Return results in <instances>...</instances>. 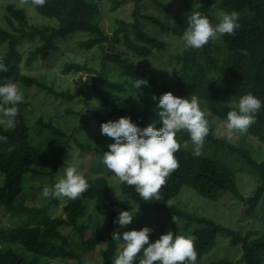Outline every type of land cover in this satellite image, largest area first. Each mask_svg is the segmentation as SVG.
<instances>
[{"label": "trees", "instance_id": "16d2710c", "mask_svg": "<svg viewBox=\"0 0 264 264\" xmlns=\"http://www.w3.org/2000/svg\"><path fill=\"white\" fill-rule=\"evenodd\" d=\"M13 1L4 5V0H0L6 22V26H0V48H7L0 54V60L8 69L0 72V80L11 78L16 82L24 101L18 105L15 127H0V135L8 138L6 144H0V204L23 219L19 225L0 226V264H41L44 257L48 264H53V260L84 264V260L97 257L99 264H111L119 244L112 239V233L119 231L122 235L145 226L153 229L150 242L168 230L184 234L180 229H190L197 253L196 264L216 248L214 252L218 254L212 255L207 263L235 264L228 256H219L226 243L224 237L229 239L228 253L232 252L230 244L239 246L243 264H264V219L259 216L264 217V162L254 156L256 149L247 143V138L252 137L264 144V112L237 142L218 136L215 131L217 122L224 123L226 113L235 107L225 103L224 98L238 101L240 96L251 92L264 101V0H216V3L195 0L194 4L185 3L184 10L177 13L165 1L153 0L162 10L161 14L137 6L131 19H117L112 35L103 28L101 3L110 2V10L115 11L128 0H47L43 7H32L44 17L42 24L31 21L25 6H30V0L25 5L21 0ZM217 10L239 12L241 27L235 35L209 41L201 49L171 51L167 61L164 55L169 47L167 39L182 37L188 16L198 11L215 24ZM148 24L158 27V34L152 33ZM78 33L82 36L77 42L79 50H101L84 63H66V74L88 73L87 90L58 91L54 85L27 72L49 61L59 51L61 40L71 39ZM25 43L29 44L27 50L21 48ZM94 61L101 69L89 66ZM138 78L147 80V86L135 88L133 82ZM165 92L184 98L191 94L198 96L209 132L200 156L192 154L189 134L177 133L176 139L182 145L175 154L179 166L160 189L159 201H142L134 187L122 184V194L139 205L142 216H135L131 224L120 227L113 221L121 211L129 210L126 202L113 194L107 176L86 172L84 168L90 167L97 156L108 151L107 145L114 142L101 134L102 123L130 117L141 128L158 124L155 111L158 101L153 96ZM48 98L58 115L65 109L66 114L76 115L77 120L81 115L86 116L79 135L68 137L56 121V114L49 118L38 115L33 119ZM76 98L83 99L86 108L77 111L63 102ZM50 137L51 145L46 146L44 141ZM73 146H77L78 169L86 176L89 189L77 200L37 197L34 198L37 205L30 204L23 191L26 176L29 174L31 180H27L31 182L33 194H39L43 186L53 185L62 174L67 165L65 157ZM206 148L228 151L238 155L240 163L249 164V171L259 184L254 193L247 196L240 189L237 175L244 173L241 168L238 171L228 159L206 153ZM185 187L205 203L232 196L233 205L242 206L240 222L235 228L229 227L179 205L175 199L182 192L190 191L184 190ZM169 201L171 207L167 205ZM60 206L62 212L56 215ZM159 213L186 224L171 228L152 223L150 220ZM163 217L167 218L164 214ZM193 223L197 225L191 229ZM103 242L105 246L99 248Z\"/></svg>", "mask_w": 264, "mask_h": 264}, {"label": "clouds", "instance_id": "9594fccd", "mask_svg": "<svg viewBox=\"0 0 264 264\" xmlns=\"http://www.w3.org/2000/svg\"><path fill=\"white\" fill-rule=\"evenodd\" d=\"M46 2L30 0V6L39 8ZM21 3L27 4L29 0H21ZM216 17L218 22L213 24L207 16L198 11L192 12L181 38L184 48L201 49L209 41L235 35L241 27L237 11L217 10ZM7 71L6 65L0 60V72ZM147 83V80L138 78L133 86L140 89ZM153 99L158 101L155 108L159 116L158 124L152 123L141 128L130 117H120L101 124V134L114 141L107 145L108 151L103 152L101 163L120 183L134 187L145 202L160 200V189L179 166L175 154L182 145L176 139L177 133L186 131L193 145L192 154L200 156L209 132L206 113L200 107L198 96L191 94L184 98L165 92L158 97L153 96ZM23 101V93L16 82L11 78L0 80V127H15L18 105ZM231 103H235V107L226 113L224 122V131L229 139L234 133H247L250 126L257 122L258 115L264 112V101L251 92ZM7 140L6 136L0 135V144H6ZM89 187L86 176L76 166L68 164L53 185L43 186L39 199L77 200ZM167 205L171 207V201ZM137 211H121L113 223L125 227L132 223ZM173 221L177 223L175 217ZM152 232L153 229L148 226L125 231L122 235L119 231L113 232L112 239L121 242V247L112 264H196L197 253L191 236L168 230L150 242Z\"/></svg>", "mask_w": 264, "mask_h": 264}, {"label": "rangeland", "instance_id": "374dc122", "mask_svg": "<svg viewBox=\"0 0 264 264\" xmlns=\"http://www.w3.org/2000/svg\"><path fill=\"white\" fill-rule=\"evenodd\" d=\"M162 1H165L170 7L174 8L176 13L184 10L185 3H189V4L195 3L194 2L195 0H162ZM10 2H14V1L13 0H4V5L8 4ZM15 3L18 6H22V4L19 2H15ZM154 3L155 2L153 0H138V1L137 0H128L127 2H125V4L123 6H119V8H117L115 11L114 10L111 11L110 10L111 3L108 1H105V3H104V1H103L101 3V5L103 4V6H104V11H103L104 15H103L102 25H103L105 32L112 35L114 32L115 26H116L117 19L121 18V17H123L125 19H127V18L131 19L132 18L131 13L133 12V10L137 6H140L142 9H149L150 11L155 12L158 15L161 14L162 10L158 9L157 6H155L156 4H154ZM25 6L28 7L27 11H28V14L31 18V21H33L34 23H37V24L45 23L44 17H42L38 12L36 13L32 7L27 6V5H25ZM4 12H5L4 8L3 7L0 8V26H6V22H5L4 17H3ZM148 25H149V30H151L152 33H154V32L157 33V31L160 30L158 27H155L152 24H148ZM79 34H81V33H78L77 36L72 37L71 39L61 40L59 51L53 57H51V59L49 61H45L42 64L36 65L33 68H31L30 70H27V72H29L32 75L40 78L41 80L45 81L49 85H54L58 91H65L67 89H71L72 92H77L81 89L87 90L86 81L88 82V80H89L88 73H86V72H84V73L70 72L67 74L64 73V69L66 67L67 62L76 61V62L84 63V62H86V59L88 57L91 58L93 56V54H99V52H101V50H97V49L92 50L91 52H83V51L79 50L78 46H77V42H79L80 39L82 38V36H80ZM160 35H161V33H160ZM162 36H163V34H162ZM167 38H168V36H166V39ZM181 38L182 37H174V38L167 39L169 47H168L167 51L164 52V55H166L167 61L169 60V53L171 51L177 52V51L183 50L184 46H183V41ZM28 47H29V44H26V43L21 46V48L23 50H27ZM6 50H7V48H5V47L0 48V54H4L6 52ZM106 50H107V48H106ZM97 60H99V58H97ZM88 64L91 67H98V69H101V66L99 65V63L97 61L89 62ZM113 72H115V71L112 70V73ZM118 72L119 71H117V68H116V74H118ZM84 96L85 95L83 94V97ZM223 101L225 103L229 104L230 101L235 102L237 100L235 98H232V97H226L223 99ZM63 102L65 103L66 106L72 105L71 107L77 111L81 110L83 108H86L84 100L80 99V98H76L73 101L64 100ZM231 105L235 106V103H231ZM55 114L57 115L56 121L60 124L62 129L67 133L68 137H70L71 135H79V132H80L79 130L83 127V125L86 124L85 123V117L86 116L81 115V117H79V120H77V119H75L76 115L66 114L65 109H64V111H61V114L58 115L56 113V110L54 109V105H52L51 99H49V98L47 100V103L45 102L44 104H42L41 108H39L37 110L36 114L33 116V119H35L38 115H44L45 117L49 118L50 116H53ZM215 131H216L218 136H226L225 131H224V123L222 121L217 122ZM38 135L41 137L42 133L39 132ZM240 136H241L240 133H238V132L234 133L231 137V140L234 142H237L240 139ZM51 140H53V139H51V137L46 139V141H44V144L46 146H50ZM247 143H251V145L256 149L254 152V156H256L260 162H264V144L261 143L260 141H258L256 138H252V137L247 138ZM47 148L49 150H51L52 147H47ZM205 152L206 153L210 152L211 154H214L216 156L228 159L233 164L235 169H237L238 171H240V168H241V171L242 172L244 171V173H240V175H237V180H238V184L240 186V189L247 196L254 193V191L256 190V188L259 184L251 175V173L249 171L250 167L248 166L249 164L240 163L241 159L239 158V156L236 154H232L228 151L216 152L213 149L209 150V148H206ZM77 155H78L77 146H73L71 148V152L69 153V155L65 157V161L67 164L66 166H68V164H72L78 168ZM102 157H103V155L97 156L93 160L92 165L90 167L85 166L84 170L86 172L88 171V172H91L93 174H102V175L107 176L109 178L110 183H111L113 194L120 197V199H122L126 202V205L128 206L129 211L131 209L133 211L138 210L136 212L135 216L141 217L142 214H141V210L139 208V205L136 204L135 202L134 203L131 202L130 200H128L124 197V195L121 192L122 183H120L116 179L114 174L111 171H109L105 165H103L101 163ZM27 179L31 180L29 177V174L25 178L23 191L27 195V198H28V201L30 202V204H32L33 202L36 203L38 201L35 200L34 198L39 197V194H33L31 182H29ZM45 179L49 180V178H45ZM185 189L190 190V191L182 192L175 199V202L179 203V205L186 207L187 209H189L192 212H198L201 215H207L209 217H212V218L218 220L219 222H221V223H223L229 227L235 228L237 226V223L240 222V219L242 217L241 216L242 206L240 208L234 206L233 204H235L234 203L235 201L233 200L232 196L225 195L218 202H215V203H208L207 202V203H205L200 199L202 197L197 195L199 197L198 198L192 194V192L194 194H196L193 190H191L187 187H185L184 190ZM35 203H33V204H35ZM36 205H37V203H36ZM61 212H62V208L60 206V207H58V209H56L55 214L60 215ZM163 214L166 215L167 218H164ZM259 216L264 219L263 216H261V215H259ZM22 219H23V217H21L19 215H13L10 211L6 210L0 204V226L8 227V226H14L17 224L19 225V224H22ZM162 219L165 221L163 222ZM150 221L154 224H160L161 226L166 225V226H169L171 228H175V227L182 228V226L186 224L185 221L182 223L177 222L175 224L173 221V216L167 215L165 213H159V214L155 215ZM196 225L197 224L193 223L190 226V228L192 229ZM180 230L182 231V233L184 232L185 235L191 236V230L190 229L189 230L184 229V231L182 229H180ZM224 238L226 239V243H224L223 247H221V250L219 252V256L220 257L228 256L227 258L228 259L230 258V260L234 261L235 264H243L241 262L242 252H241V249H239V246H233L232 244H230L232 247V252L228 253V250L230 251V247L228 246L229 245V239L226 237H224ZM118 243H119L118 244V249H119L121 247V242H118ZM103 246H105L104 242L99 245V248H101ZM216 247H218V245ZM20 250L22 251L21 248H20ZM214 251H212L208 255H206L203 258L204 261H200V262H198V264H209L207 262L210 260L212 255L218 254ZM117 253H118V251H117ZM117 253H116V255H117ZM113 259H112V262H113ZM99 261H100L99 257L88 258V259L84 260V264H99ZM48 262H49L48 259L45 257L41 260V264H48ZM112 262H111V264H112ZM53 264H64V263H61L58 260H53Z\"/></svg>", "mask_w": 264, "mask_h": 264}]
</instances>
